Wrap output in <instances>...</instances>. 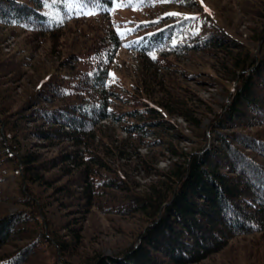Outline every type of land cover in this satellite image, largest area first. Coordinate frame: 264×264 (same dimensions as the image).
<instances>
[{
  "label": "trees",
  "instance_id": "16d2710c",
  "mask_svg": "<svg viewBox=\"0 0 264 264\" xmlns=\"http://www.w3.org/2000/svg\"><path fill=\"white\" fill-rule=\"evenodd\" d=\"M115 7L116 0H0V28L18 30L32 46L49 43L51 55L67 25L108 20ZM193 23L189 15H162L139 25L133 40L123 43L108 21L99 46L88 52L94 71L81 69L89 55L79 51L67 69L54 67L41 78L22 107L16 108L9 87L0 89V180L6 165L21 182L14 200L21 209L0 216V264H196L235 237L264 236V129L245 131L264 128V26L258 54L251 57L221 30L190 32ZM121 48L135 55L147 74L140 93L125 99L108 83V66ZM189 52H214L237 82L206 131L187 100L170 92L151 99L153 88L167 90L154 64ZM19 65L0 59V78L11 76L4 83L20 78ZM171 116L197 133L199 147L185 152L173 144L181 136ZM103 121L119 126L126 138H115V129ZM150 137L155 141L148 142ZM156 146L171 155L165 171L156 169V155L137 152ZM133 155L141 170L156 178L144 187L130 182L123 164L113 167L109 161ZM93 211L140 214L147 225L116 255L88 251L81 233Z\"/></svg>",
  "mask_w": 264,
  "mask_h": 264
},
{
  "label": "rangeland",
  "instance_id": "374dc122",
  "mask_svg": "<svg viewBox=\"0 0 264 264\" xmlns=\"http://www.w3.org/2000/svg\"><path fill=\"white\" fill-rule=\"evenodd\" d=\"M194 1V4L188 7L155 0L147 4L150 5L149 7L142 8L139 0H133L139 10L127 8L128 6L115 7V11L108 20L97 18L67 25L51 55L47 54L48 48H51L49 43L44 42L37 46L38 43L32 46L26 35L18 30L0 28V59H11L21 64L20 67H16V76L20 78L10 85L4 83L9 77L11 78L10 75L0 78V89L9 87L11 96L15 98L16 108L22 107L24 100L34 92L35 85L41 78L54 67H57L58 71L67 69L72 65L69 63L72 55L79 51L81 56L83 54L89 56L82 58L83 66H80L81 64L78 66L85 71H94L96 62L88 52L99 46L108 21H112L116 31L122 37V42L127 43L133 40L134 29L141 24L154 22L166 14L175 13L174 18L189 15L195 17L194 23L189 27L190 32L207 33L212 30H221L244 46L251 57L258 54L261 44L259 36L264 26V18H262L264 0ZM168 22L165 21V24ZM124 49L121 48L115 53L112 63L108 66V83L113 85H110V88L119 95V98L129 97L133 92L140 93L143 89L142 80L147 75L142 69L143 66L140 67L139 59ZM222 64H224L223 60L220 56L217 58L214 52H189L177 60L168 58L165 64H154L159 68L157 69L159 81L167 90H161L158 86L153 88L151 99L160 100L164 94L170 92L175 98L187 100L188 107L201 119V130L206 131L215 116L227 105L237 83L234 78L224 72ZM169 119L175 131L181 136L179 142H173L174 145L176 144L185 152L199 147L197 133L191 130L182 118L171 116ZM101 123L115 129V138H126L119 126L111 124L110 121ZM263 129L258 126L245 131L252 133ZM31 140L39 143L34 138ZM147 141H155V138H147ZM164 147L141 148L137 152L140 156H146L148 153L156 155L155 167L161 172L167 169L171 159V155L164 150ZM134 155L128 160L111 158L109 161L113 167L123 164L124 169L129 170L130 182L132 181L137 187L141 185L144 187L156 178L147 176L141 170ZM2 169L6 170V175L1 176L0 180V216L21 209L14 201L20 196L21 182L18 175L16 172H11L13 168L10 166L4 165ZM146 225V221L140 214L122 217L102 215L93 211L86 218L81 233L84 248L88 251L100 249L106 255H116L134 244ZM196 264H264V236L256 233L235 237L229 240L223 250Z\"/></svg>",
  "mask_w": 264,
  "mask_h": 264
},
{
  "label": "snow or ice",
  "instance_id": "6c2138e0",
  "mask_svg": "<svg viewBox=\"0 0 264 264\" xmlns=\"http://www.w3.org/2000/svg\"><path fill=\"white\" fill-rule=\"evenodd\" d=\"M145 2V0H139L140 4H143ZM159 2H171V0H159ZM178 2H183V0H178ZM202 2V0H201ZM132 7L133 10H139L138 6H135L133 3V0H116V8H122V7ZM113 11H115V9H113ZM89 15L95 14L94 12H89L86 13ZM172 15H176L175 13H172ZM192 19H195V17H192ZM153 58H155V56L153 55Z\"/></svg>",
  "mask_w": 264,
  "mask_h": 264
}]
</instances>
